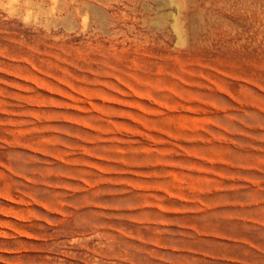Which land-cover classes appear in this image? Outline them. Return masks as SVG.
I'll use <instances>...</instances> for the list:
<instances>
[{
    "label": "rangeland",
    "instance_id": "obj_1",
    "mask_svg": "<svg viewBox=\"0 0 264 264\" xmlns=\"http://www.w3.org/2000/svg\"><path fill=\"white\" fill-rule=\"evenodd\" d=\"M0 264H264V0H0Z\"/></svg>",
    "mask_w": 264,
    "mask_h": 264
}]
</instances>
